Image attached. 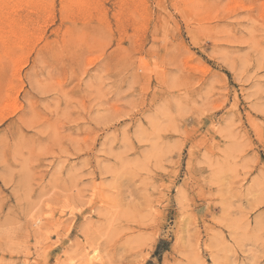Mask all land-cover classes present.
I'll use <instances>...</instances> for the list:
<instances>
[{
	"label": "rangeland",
	"instance_id": "1",
	"mask_svg": "<svg viewBox=\"0 0 264 264\" xmlns=\"http://www.w3.org/2000/svg\"><path fill=\"white\" fill-rule=\"evenodd\" d=\"M0 264H264V0H0Z\"/></svg>",
	"mask_w": 264,
	"mask_h": 264
}]
</instances>
